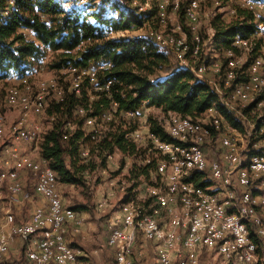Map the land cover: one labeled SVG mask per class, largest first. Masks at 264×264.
Returning a JSON list of instances; mask_svg holds the SVG:
<instances>
[{"label":"trees","instance_id":"obj_1","mask_svg":"<svg viewBox=\"0 0 264 264\" xmlns=\"http://www.w3.org/2000/svg\"><path fill=\"white\" fill-rule=\"evenodd\" d=\"M94 1L98 4L97 8L82 9L90 10V20L89 16L82 15L77 9H64L58 0H0V79L7 78L12 71L18 76L32 71L36 63L45 57L46 50L57 52L53 67L58 69L68 67L70 70L72 65L86 67L111 63L97 72L100 84L112 82L107 89L96 91L87 80L79 93L65 87L62 100L48 98L45 113L49 119L54 118L55 124L43 135L40 156L55 172L58 186L63 183L85 184L83 176L90 165H78L75 160L77 157L84 158L82 150L88 151L89 156L92 150L90 146L104 167L109 156L116 151L122 155L135 154L137 146L126 138V134L138 128L126 129L125 118L117 123L119 125L114 131L106 132L98 141L91 140L93 127L87 125L86 121L90 118L94 120V126L103 125V111L113 115L111 121L120 118L119 115L126 111L139 113L143 106L158 107L165 112H177L181 116L196 119L214 107L224 123L232 128L237 125L210 81L198 78L189 69L173 67L169 54L152 41L146 38L107 37L113 30L125 31L132 26L143 25V13L131 5L132 0H116L114 7L120 9V18L116 20L109 17L105 9V3L109 0ZM256 1L264 3V0ZM184 11L185 8L182 10L183 15ZM155 14L150 13L146 18ZM260 24L264 27V11L255 15L253 11L239 6L231 21H224L221 15H216L212 20L216 41L222 47L234 55L233 52L242 47L234 44L235 40L248 41L249 45L243 48L255 55L249 65L260 58L264 71V58L259 56L264 39L260 37L255 41ZM182 31L188 37L191 35L188 26L186 31ZM260 101L257 97L251 106ZM113 102L118 104L117 112ZM74 123H78L77 127ZM149 123L150 130L158 138L173 142L163 125L152 118H149ZM220 132L215 131L214 135L219 136ZM145 157L143 154L139 175H145L149 180L157 161L153 156L150 163H144ZM69 160L72 161L70 166L67 163ZM72 208L79 211L82 207Z\"/></svg>","mask_w":264,"mask_h":264},{"label":"bare ground","instance_id":"obj_2","mask_svg":"<svg viewBox=\"0 0 264 264\" xmlns=\"http://www.w3.org/2000/svg\"><path fill=\"white\" fill-rule=\"evenodd\" d=\"M170 1L178 2L177 9L179 8V4L181 6V3L183 2V0ZM186 1L187 5L184 11V17L187 20V26L191 31V35L188 37L186 33L178 27L177 34H165V43H170V49H180L179 58H187L188 55V62L196 63V69L189 65H182L179 68L189 69L198 78L204 79L202 75L207 70V64L204 60H200L201 57L198 62L196 50H198V47L201 45V38L198 29L195 30V28H193L198 27L199 25V8L204 0ZM155 2V17L160 22L165 23L169 15L160 12V0H156ZM236 3L239 7L249 9L253 12L256 11V8L258 9V4L264 6V3H243V0H236ZM115 4L116 0H109V2L105 3V9L108 12L109 17L114 20L120 18V9L118 7L115 8ZM131 5L135 7L137 11L143 13V26L148 25V33L152 35L163 34L156 28L151 27L150 23L147 24L146 22L149 21V18H146L147 15H150L152 11L151 8H149L151 5L150 0H132ZM80 13L87 17L90 14V10H81ZM151 18H154V16ZM89 19L92 20V17L89 16ZM259 27V32H262L264 27L262 24H260ZM148 38L151 39L154 44L163 46V48L166 49L163 43H159L158 38L150 36H148ZM234 44L242 47L249 45L248 41L239 38L235 40ZM166 50L168 51V49ZM170 52L175 58V51ZM228 52L232 55L231 51ZM175 61L178 65V59H175ZM238 63V58L235 56L229 57L227 71L224 78L227 81V85L230 81L236 80ZM107 66L108 65L105 67ZM262 66L263 61L260 58L255 59L248 67L249 73L247 80L242 83H237L233 87H229H232L229 94L230 97L239 101L249 102L262 92L264 88V71H262ZM196 70L199 71L201 77H199ZM69 72L72 74V81L69 89L76 93L80 92L82 84L87 80L89 85L96 91L103 90L104 88L107 89L112 83L110 81L107 85H94L93 77L92 75L87 74V69L71 68ZM34 75V72L30 71L18 76L16 78L17 83L10 85L7 88V91H5L6 95L4 103H6L7 107L11 109H19L21 113V118L17 121L15 120L14 123H11V126L8 128L10 136L13 137L15 141L21 140L28 143L31 146V151L27 152L18 148L13 143H7L0 152L1 156L3 155V152H5V158H2L3 163L1 165L5 166V170H13V168L16 167V162H18V156H20V166L16 169V175L14 173H5V182H0V189L6 187L5 196L0 197V258H3V256L6 255L10 239L14 236L15 232H17V227H20V220L18 221L16 219L14 206L20 204L22 201H27L28 197L29 200L33 197V193L27 189L28 186L26 187L23 182L24 179L22 176L24 174L28 175L32 183L36 184L37 187L43 188L39 189V196H44V216L55 217V210H52L51 208V195H48V191H53L54 185V196L58 197L59 205L57 219L65 218L66 205L63 202L62 194L57 183V176L48 165L46 166V161L40 156V142L48 129L46 130L42 124L34 123L28 118L29 113L36 112L42 114L45 112L49 98L48 95L56 93V100H62L65 88H60L55 79H40L34 85L31 79ZM251 79L256 80L253 81ZM56 91H58V93ZM205 113L206 115H203L204 118L200 117L197 119L181 115H169L166 127L163 126L167 135L173 139V142H163L167 143V146L174 147L176 151H183L176 153V157L165 153V150L162 149L160 143L152 144L153 134H148L150 139L148 143L152 144L151 149L153 148L157 154L156 166L166 171L168 175L191 176L196 169V157H194L196 154H201V160L212 159L207 153L209 147L204 148V144L201 143L204 141H212V135H214L215 131H221L219 133V136H221L220 156L226 157V148L231 150L246 149L245 151L240 152L237 164H233V175L243 176V179L253 182L250 183L247 188V202H244L245 211H252V204H254L253 221H248L246 235L249 239L253 240L255 252L258 253V256L264 257V239L261 236V233H264V161H262V168L256 167V157L260 155V150L254 148V145H244L240 142V139H234L231 136V133H229L232 127L224 123L222 116L217 113L214 107L209 108ZM6 118L5 115L0 114L1 137L4 136L7 129ZM104 118H111V113H104L102 117L103 121ZM49 120L52 124L54 118L52 117ZM86 122L87 125L93 127L91 140L98 141L104 134V126H94V120L90 118L87 119ZM37 125H39L38 129ZM50 128L51 126L49 129ZM69 128L72 129L73 126L70 125ZM212 128L214 130H212ZM138 130L139 129L127 133L126 138L136 144L141 136ZM253 135L256 137L261 135L263 137V140L261 141H264V127L254 130ZM11 148H18V155L16 151ZM81 154L85 158L88 156V151L83 150V153ZM6 159H8V161H6ZM146 163H150V159H147ZM47 168L50 169L49 178H47L45 174H40L47 173ZM152 174L153 171L150 172L149 182L145 183V190L147 193L146 198H144L142 194H139L135 197V202H129V193H122V198L128 197V200L121 202L120 207H126V203L129 202V209L126 210V217H140V223L143 224V226L155 225V242L158 243L160 247H163L157 248V258H165V256L175 255V247H171V242H168V237L164 233V227L179 226V217H164L163 214L149 213L148 209H143V204H149V197H151L152 194H160L162 198L171 199V202L175 203V210H183V205L202 204V195L197 193V191L190 190L189 185H179L178 194H175L173 188H161V184L164 183V175H156L154 178V175ZM206 182H210V173H203V178H197V188H199L201 192H208V184L206 186L201 185ZM123 188L125 187H120V191H123ZM33 191L36 194V189H33ZM106 203L107 198L104 199V201H101L100 205L104 207ZM153 208H170V201L153 199ZM204 218H221V222H230L231 214L221 213V210L189 211V222H196V220H203ZM28 220H35V224L26 223V231L31 232L27 240V249L30 254H41L40 233L37 230V226H40L41 229H50V219L40 217V210L37 206L33 208ZM113 221H118V216H116ZM80 226L81 225H73V231L78 232ZM180 226L181 229H185V234L187 236H194V226L188 225L187 219H180ZM126 231H128V237H135L136 224H126ZM203 232H213V225L204 224ZM175 239H182V232H175ZM59 242L69 243L66 234H59ZM106 245L113 248L110 237H107ZM217 247L221 249V254H228V251H237V253H230L229 264H237V258H244V253H252V245L248 239L235 241L233 235H226L225 240L217 239ZM133 248H135V240H128V243L124 244V254H132ZM70 250L78 252L71 246ZM50 261H53V254L42 255V262ZM3 264H13V261L11 260L10 262H5ZM181 264H189V256H181Z\"/></svg>","mask_w":264,"mask_h":264},{"label":"built area","instance_id":"obj_3","mask_svg":"<svg viewBox=\"0 0 264 264\" xmlns=\"http://www.w3.org/2000/svg\"><path fill=\"white\" fill-rule=\"evenodd\" d=\"M177 3L176 1L160 0V12H164L165 15H168L169 6H171L172 9L177 8ZM243 3L258 4L256 0H243ZM261 10H264V6L258 4V11H254L255 15L261 13ZM178 27L186 31L185 26ZM193 28H195V30L198 29V27ZM148 36L158 38L159 43H163L168 51H175V59H178V67L189 65L196 69V63L188 62V55L187 58H179L180 49H170V43H165V34L152 35L148 33ZM196 54L198 55L199 62V58L202 54V47H198ZM106 64L111 63H101L86 67L72 65V68L87 69V74L93 77L94 85H107L110 81L100 84L99 77H97V70H104ZM196 71L199 77H201L199 71ZM14 77L12 79L15 80L17 77ZM251 80L254 81L256 79ZM213 87L216 88V86ZM220 95H222V98H226V94ZM113 103L116 105L117 112L118 104L116 102ZM124 113L125 115L135 117L138 114L134 111H126ZM168 113L169 115H180V113L177 112L169 111ZM236 114L239 115L241 119V114ZM38 128L39 125H37V129ZM146 133L153 134L152 144L160 143L165 153L176 157V153L183 152L176 151L174 147L167 146V143L158 138L150 129H147ZM212 139V141H204L201 144H204V148H206L213 146L211 143H213L214 139L215 142H221L218 141L217 135H214ZM253 147L260 148V155L256 157V167L262 168V161H264V146L254 142ZM11 149L15 150L18 155V148ZM245 150L246 149L231 150L226 148V157H219L216 154L209 160H201V154H196V156H194L196 157V169L191 176L168 175L163 169L154 166L152 174L154 178L156 175H164V183L161 184V188H173L175 194H178L179 185H189L190 190L197 191V193L202 195V204L183 205V210H175V203H172L171 199L162 198L160 194H152V196L149 197V204H143V209H148L149 213L163 214L164 217H179V226L164 227V233L168 237V242H171V247H175V255L172 256L157 258V248L163 247H160L158 243L155 242V225L143 226V224L140 223V217H126V210L129 209V202H135V197L139 194L138 190L136 191L134 187H132V189L130 188L131 193L128 187L123 188L121 194L129 193V202L126 203V207H119L118 221L106 222L107 237L111 238L116 264H181V256H189V264H207L209 259H217L222 261L223 264H229L230 253H237V251H228V254H221V249L217 247V239L225 240L226 235H233L235 241L248 239L252 245V253H244V258H237V264H264V257L258 256V253L255 252L253 240L249 239L246 235L247 223L248 221H253L254 204H252V211H245L244 202H247V188L249 184L253 182L243 179V176L233 175V164H237L240 152ZM3 157L5 158V152H3ZM19 158L20 156H18V162H16V167H14L13 170H5V166H0V182H5V173H14L16 175V169L20 166ZM6 161H8V159H6ZM49 170L50 169L47 168V173L40 174H45L46 177L49 178ZM203 173H210L208 192H201L200 189L197 188V178H203ZM33 189H36V197L40 198L35 206L39 207L40 217L50 219V229H41L40 226H37V230L40 233L41 254H30L27 249V240L31 232L26 231V223L35 224V220H28V218L20 220V227H17V232H15L14 236L10 239V244L14 239H20L23 243L22 248L25 258L23 260L19 258L10 260L13 261V264H85L81 262V252L70 250V243L59 242V234L68 235V232L73 230V225H81L82 219L80 218L79 212L71 206H66L65 218L57 219L59 205L58 197L54 196L53 185V191H48V195H51V208L55 210V217L44 216V196H39V189L43 188H39L36 184H33ZM153 199L170 201V208H153ZM27 201H30L29 197ZM20 205L21 204H16V208H19ZM99 206L103 208L100 203ZM198 210H221V213L231 214V221L221 222V218H204L203 220H196V222H189V211L198 212ZM15 216L17 218L16 212ZM180 219H187L188 225L194 226V236H187L185 234V229H181ZM126 224H136L135 237H128ZM204 224L213 225V232H203ZM175 232H182V239H175ZM261 236L264 239V233H261ZM128 240H135V248H133L132 254H124V244L128 243ZM144 245L151 247L152 251L150 255L153 261L146 257V248H144ZM43 254H53V261L42 262ZM3 260L4 258H0V264H3Z\"/></svg>","mask_w":264,"mask_h":264},{"label":"rangeland","instance_id":"obj_4","mask_svg":"<svg viewBox=\"0 0 264 264\" xmlns=\"http://www.w3.org/2000/svg\"><path fill=\"white\" fill-rule=\"evenodd\" d=\"M61 2V5L64 9H77L79 12L84 9L85 7L97 8L98 4L94 0H58ZM152 1V2H151ZM156 0H150V6L153 15L156 12ZM180 1V0H179ZM181 3V2H180ZM187 1L183 0L181 6L179 4V8L172 9L171 6L168 8V19L165 23L160 22L155 16L151 18L150 16L149 21H146L147 24L150 23L151 27L156 28L157 30L161 31L163 34L168 33H178V26H185L187 27V20L185 19L182 10L186 8ZM236 0H204L200 4L199 8V25H198V33L201 38V45L202 47V54L201 59L204 60L207 64V70L202 75V77L213 86L217 93L226 94V98H222L221 101L226 105L227 109L230 113L234 116L235 122L237 125H233L229 121L228 123L232 124L234 128L231 129L229 133L234 139H240L244 145H254V142H258V145L264 146L263 137L260 135L258 137L253 135V131L256 129H260L264 127V88L262 92L255 96L249 102H243L230 97V86L234 85L235 83H239L247 79L249 70V63L255 57V55L251 54V50H247L243 47H240L235 50L234 55H231L226 48L221 46V43H218L215 38V30L212 26V20L216 15H221L222 19L226 22L232 20L233 16L235 15V9L237 7ZM129 7V5H127ZM181 7V8H180ZM148 9V8H146ZM180 9V10H179ZM99 10H97L98 12ZM256 11L258 9L256 8ZM264 10H261L263 13ZM152 19V20H151ZM113 21V20H112ZM186 22V23H185ZM148 25H135L131 28H128L126 31H118L113 30L112 32L108 33L107 37L110 38H119V37H127V38H148ZM260 31V30H259ZM30 37V34L28 35ZM256 40L262 37L264 39V29L262 33L259 32L256 35ZM152 41L151 39H149ZM153 42V41H152ZM204 42V43H203ZM203 44V45H202ZM159 49L164 50L166 53L169 54L171 58V64L173 67H177L175 62L174 55L167 51L163 46L156 45ZM254 46V40L252 41V48ZM231 56H235L239 59V63L237 64V77L236 81H230L227 85V81L224 79V75L227 71V67L223 68L224 65L228 63V59ZM259 56L264 58V45L262 46L261 52H259ZM57 59V52L46 50V55L43 59L38 61L34 66L32 72H34V76L31 78L33 84L35 85L38 80L45 79H55L58 82L60 88H65L70 86L72 81V74L69 72L68 67H63L58 69L53 67ZM171 65V66H172ZM215 65V66H213ZM223 69V70H222ZM248 70V71H247ZM224 72V74H223ZM242 73V74H241ZM247 73V75H246ZM14 76H18L16 72H10L8 77L5 79H0V114L5 115L7 118V129L3 137L0 136V152L2 148L7 144V142H13L15 139L10 136L9 127L11 123H14L15 120L21 118V113L19 109H11L7 107L5 102V95L7 88L17 83L16 80L11 79ZM53 92V91H51ZM58 93V91H56ZM51 99H57L56 93H52L48 95ZM259 98L260 103L258 102L256 105L251 106L252 102ZM33 112V111H32ZM241 114L240 116L237 115ZM245 114V115H244ZM205 114H201L200 117L204 118ZM20 116V117H19ZM29 120L34 123H40L42 126L48 131L50 126H54L51 124V121L47 117L46 113H29L28 115ZM82 116V115H80ZM224 116V114H223ZM120 118H115L113 121V115L111 114V118H104V134L108 131H114L116 128L117 123L121 121L122 118L127 119L126 129L129 127H134L133 130L138 128L139 140L135 144L137 149L134 155L124 154L122 155L119 152H115L112 154L111 157L107 159L106 167L100 164V159L97 157V153L93 152V147H91V151L89 156L84 158H78L75 162L78 165L89 163L90 168L87 172L84 173V180L85 184L83 186H79L77 184H60V191L62 194L63 202L66 206H81L80 210H87L92 215V218L110 221V219L115 215L120 207L121 202H125L128 200V197H123L120 191V187H128L131 193L132 187L138 190V194H142L144 198H146V185L145 183L149 182L148 178H145V175L140 174V166H142V157L143 154L146 155L144 163H146L147 159L157 157L155 150L151 146L152 144L148 143L150 141L148 134H146L147 129H150L149 118H152L156 121L159 125H164L166 127V123L169 117V113L163 111L161 108L158 107H148L143 106L137 116L130 117L128 115H119ZM199 117V116H198ZM226 119V118H225ZM237 119V120H236ZM79 120H75L78 122ZM111 121V122H110ZM240 121V123L238 122ZM84 122V121H83ZM75 127H77L78 123H74ZM259 124V125H258ZM83 126V123H82ZM163 126V127H164ZM151 131V130H150ZM103 134V135H104ZM142 138V139H141ZM213 140V139H212ZM19 141V140H16ZM219 141H221V136H219ZM11 144V143H10ZM212 147L207 149V153L210 157L220 156L221 149H220V142L213 141ZM208 144V145H211ZM89 145H93L89 143ZM25 146V145H24ZM151 149V150H150ZM260 150V148H257ZM27 150V149H26ZM3 155H0V161L2 160ZM71 160L67 163L71 164ZM0 162V166H1ZM77 165V166H78ZM72 168V167H71ZM74 170V168H72ZM145 186H143V185ZM157 185V183H156ZM131 188V189H130ZM133 193V192H132ZM107 198V203L103 208H100L99 203L104 201ZM143 198V199H144ZM79 210V211H80ZM99 217V218H96ZM208 263L210 264H223L222 261L217 259H209ZM207 263V264H208Z\"/></svg>","mask_w":264,"mask_h":264},{"label":"crops","instance_id":"obj_5","mask_svg":"<svg viewBox=\"0 0 264 264\" xmlns=\"http://www.w3.org/2000/svg\"><path fill=\"white\" fill-rule=\"evenodd\" d=\"M11 143L15 144L18 148L20 147V149L24 151H31V146L21 140L13 141ZM2 161L3 159L0 162ZM22 177L24 179L23 182L25 183L26 187L28 186L27 189L33 193V197L30 201H22L20 203L21 205L19 206V208H16V205L14 206V212L17 213L16 219L18 221L27 219L32 213L33 208L37 207L35 205L40 199L36 197V194L33 191V184L30 177L26 174H24ZM5 194L6 187L0 189V197L5 196ZM78 212L80 214V217L82 218V224L78 232H74L73 230H71L70 232H68V235H66L70 246L76 249L78 252H81L80 258L81 261L85 264H116L114 249L106 245V221L94 219L95 217L92 218V215L87 210H80ZM116 216H118V211L115 215H113L110 221H113ZM22 246V241L17 238L14 239L11 244L9 243L7 253L3 256V263L10 262V259L14 258H19L20 260H23L25 258V255ZM144 248H146V257L153 261V258H151L150 255L152 251L151 247L144 245Z\"/></svg>","mask_w":264,"mask_h":264}]
</instances>
